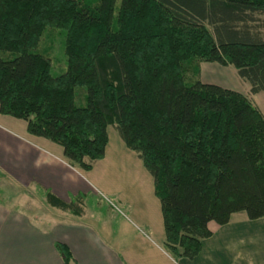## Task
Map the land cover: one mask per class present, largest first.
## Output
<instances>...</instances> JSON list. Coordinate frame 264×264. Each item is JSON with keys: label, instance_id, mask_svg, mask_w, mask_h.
I'll list each match as a JSON object with an SVG mask.
<instances>
[{"label": "trees", "instance_id": "obj_1", "mask_svg": "<svg viewBox=\"0 0 264 264\" xmlns=\"http://www.w3.org/2000/svg\"><path fill=\"white\" fill-rule=\"evenodd\" d=\"M116 4L0 0V114L83 172L105 158L115 126L154 180L165 249L191 260L210 223L264 218V113L247 95L203 83L199 66L232 67L251 95L264 93V0H121L117 16ZM47 28L66 33L59 77L36 51ZM42 192L82 215L85 197Z\"/></svg>", "mask_w": 264, "mask_h": 264}, {"label": "crops", "instance_id": "obj_2", "mask_svg": "<svg viewBox=\"0 0 264 264\" xmlns=\"http://www.w3.org/2000/svg\"><path fill=\"white\" fill-rule=\"evenodd\" d=\"M211 65H200L201 81L237 91L209 78L206 73ZM19 121L0 114L3 183L16 187V194L22 193L19 189H39L65 202L78 196L85 197L86 202L80 216L53 208L46 200L52 210L44 209L40 214L34 208L0 203V264H264V218L251 221L241 213L233 215L225 226L210 223L213 235L204 240L200 254L191 260H176L165 249L163 220L159 217L153 221L145 215L132 219L111 210L94 213L86 203L90 195L97 197L95 187H101L102 178L94 173L106 157L90 172L73 168L60 146L31 136L27 124ZM58 244L69 250L68 263Z\"/></svg>", "mask_w": 264, "mask_h": 264}, {"label": "rangeland", "instance_id": "obj_3", "mask_svg": "<svg viewBox=\"0 0 264 264\" xmlns=\"http://www.w3.org/2000/svg\"><path fill=\"white\" fill-rule=\"evenodd\" d=\"M88 1L91 3L96 0ZM120 4L121 0H117L116 16ZM260 21L264 23V18L261 17ZM261 33L264 35V28L261 30ZM65 37V31L47 28L36 50L50 59L53 77H59L67 70ZM201 64L199 63V66ZM211 66V71L205 72L209 78L220 80L223 84L231 86L238 92L253 98L264 112V93H261L259 96L251 95L250 84L240 79L234 68L222 67L218 64ZM77 93H84L85 96V90L83 89H77ZM76 104L79 107L86 106L85 97L82 100L77 99ZM18 123L25 124L24 121H19ZM108 137L109 144L106 149L105 164L103 162L97 166L94 173L98 178H102L101 187H95L97 197L95 198V196L90 195L87 199L86 207L97 214H105L111 210L117 215H125L132 219H136L137 215H145L153 221H156L158 217L162 221L160 201L154 195V180L152 176L144 168L139 156L127 149L115 126L108 128ZM2 180L0 177L1 204L13 207L34 208L39 214L44 209H51L46 206L41 190L19 189L22 193L16 194V187L14 189L8 187L9 185L3 183L4 180ZM14 195L17 196V199H14ZM126 200L128 204L125 202ZM155 205H157V208Z\"/></svg>", "mask_w": 264, "mask_h": 264}]
</instances>
